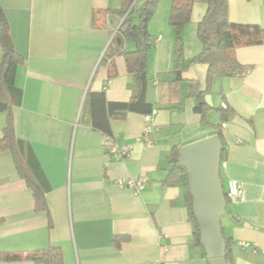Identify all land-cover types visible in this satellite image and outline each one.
<instances>
[{
  "label": "crops",
  "instance_id": "obj_1",
  "mask_svg": "<svg viewBox=\"0 0 264 264\" xmlns=\"http://www.w3.org/2000/svg\"><path fill=\"white\" fill-rule=\"evenodd\" d=\"M181 1H160L149 21L145 98L153 110L110 121L113 143L130 147L127 156L117 158L107 154L108 135L92 128L82 106L88 92H103L108 102H127L136 93L122 54L135 46L120 36L122 18L114 12L121 0H0L9 42L22 59L4 73V84L12 89L0 102V138L10 119L23 160L28 155L38 170L52 225L47 214L35 212L33 192L18 175L12 154L0 151V253L27 256L53 247L64 264H208L204 248L194 241L184 176L171 175V153L216 135L218 109L225 104L248 128L233 119L222 128L221 181L225 190L229 181L240 183L245 198L226 205L221 229L231 240L234 264H264V33L261 44L229 52L250 69L213 80L206 94L212 110L202 119L185 83L178 96L166 86L174 77L175 31L168 17ZM97 12L100 22L94 27ZM205 12L206 5L196 0L182 28L184 62L201 51L196 30ZM228 18L264 32V0H228ZM206 72V64L194 63L184 66L181 78L197 81L203 90ZM164 89L172 105L162 103ZM146 124L151 130L144 135ZM141 176L147 181L138 193L120 186ZM122 236L127 240L117 248L114 238Z\"/></svg>",
  "mask_w": 264,
  "mask_h": 264
},
{
  "label": "trees",
  "instance_id": "obj_2",
  "mask_svg": "<svg viewBox=\"0 0 264 264\" xmlns=\"http://www.w3.org/2000/svg\"><path fill=\"white\" fill-rule=\"evenodd\" d=\"M162 0H142L138 8V21L132 23L130 15L132 14L136 0H121V6L114 12L122 18L118 32L125 41L134 44L135 49L132 52H123L127 71L135 79L136 93L127 102H108L103 92H88L84 98L82 114L87 115V119L92 128L110 136V121L113 119L123 120L128 113L151 114L153 110L145 98L147 84L149 82L146 72L147 53L152 47V38L148 32V24L154 15L158 4ZM196 0H182L180 4L173 5L169 12V25L175 31L174 50H173V79L167 82L168 90H172L176 95L180 94V84L185 83L187 96L196 101L195 111L200 114L202 119L212 110L204 100V96L210 91L212 82L215 78H221L232 75H243L250 67L240 65L235 58L230 55V51L235 47L253 46L262 43L263 30L257 25H244L230 22L228 18V0H200L206 5V12L197 25L196 35L201 43V51L198 55L183 61L182 58V37L181 31L184 25L190 22L192 7ZM94 13L92 25L98 26L100 18ZM0 45L2 56L0 59V102L6 99L7 93L12 89L4 84L3 77L6 69L11 63H21L22 59L12 48L8 35L7 23L4 14L0 8ZM203 63L207 65L205 78V88L202 90L197 81H184L181 78V72L184 66ZM168 90H162L161 101L164 105H172ZM175 95V96H176ZM180 101V98L175 102ZM178 103V102H177ZM221 124L234 119V113L228 109H218ZM215 126V134L218 136L221 146L220 167L225 160V149L222 135V125ZM0 151H9L12 156L20 178L24 179L28 188L33 192L34 210L36 213L44 212L48 217V225L51 227V219L45 205L43 191L39 186V174L36 165L27 155L26 160L22 156V143L16 140L11 120L8 119L6 127L3 129L0 138ZM179 150L173 149L171 153L172 170L171 175L184 176L185 181V205L188 210L189 220L193 227L194 241L201 246L199 236V224L192 209V195L189 191L187 171L178 163ZM221 178V176H220ZM226 205L229 204L226 198L225 187L222 182ZM226 207V206H225ZM225 243V261L226 264H234V258L231 250V240L226 238L221 229ZM127 237H115L114 243L117 248L120 243L126 241ZM22 259H30L37 264H64L62 252L58 248L49 247L46 250L36 252L27 256H20L12 253H0V261L13 262Z\"/></svg>",
  "mask_w": 264,
  "mask_h": 264
},
{
  "label": "water",
  "instance_id": "obj_3",
  "mask_svg": "<svg viewBox=\"0 0 264 264\" xmlns=\"http://www.w3.org/2000/svg\"><path fill=\"white\" fill-rule=\"evenodd\" d=\"M205 103L211 106L209 95ZM233 123L248 128L239 117ZM222 146L217 135L190 143L179 152L178 163L187 171L192 209L199 224L201 246L208 264H226L225 243L221 233L220 217L226 212L225 196L220 178Z\"/></svg>",
  "mask_w": 264,
  "mask_h": 264
},
{
  "label": "built area",
  "instance_id": "obj_4",
  "mask_svg": "<svg viewBox=\"0 0 264 264\" xmlns=\"http://www.w3.org/2000/svg\"><path fill=\"white\" fill-rule=\"evenodd\" d=\"M223 109L226 108L225 104H221ZM149 121V116L146 117V122ZM226 124L222 125V128H225ZM151 130V125L146 124L144 128V135L148 134ZM106 144H107V154L113 157L122 158L128 155L130 147L129 146H117L113 143L112 137H106ZM147 179L143 176L137 179H128L124 182L120 183V186L128 188L135 193L140 192L146 183ZM226 198L228 199L229 203L234 202H242L245 198L242 185L235 181H229L227 184V188L225 190Z\"/></svg>",
  "mask_w": 264,
  "mask_h": 264
},
{
  "label": "rangeland",
  "instance_id": "obj_5",
  "mask_svg": "<svg viewBox=\"0 0 264 264\" xmlns=\"http://www.w3.org/2000/svg\"><path fill=\"white\" fill-rule=\"evenodd\" d=\"M140 2H139V4L138 5H136V7L134 8V10H133V12H132V14L130 15V18H135L136 19V22L135 23H137V19H138V8L140 7Z\"/></svg>",
  "mask_w": 264,
  "mask_h": 264
}]
</instances>
